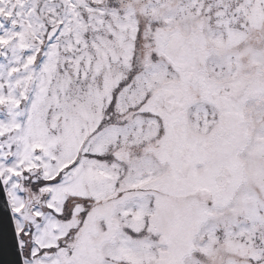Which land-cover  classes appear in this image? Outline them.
<instances>
[{
	"label": "snow or ice",
	"instance_id": "snow-or-ice-1",
	"mask_svg": "<svg viewBox=\"0 0 264 264\" xmlns=\"http://www.w3.org/2000/svg\"><path fill=\"white\" fill-rule=\"evenodd\" d=\"M0 264H264V0H0Z\"/></svg>",
	"mask_w": 264,
	"mask_h": 264
}]
</instances>
